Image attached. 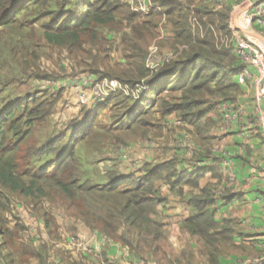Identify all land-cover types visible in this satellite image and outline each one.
<instances>
[{
	"label": "rangeland",
	"instance_id": "1",
	"mask_svg": "<svg viewBox=\"0 0 264 264\" xmlns=\"http://www.w3.org/2000/svg\"><path fill=\"white\" fill-rule=\"evenodd\" d=\"M107 1V9L115 10L112 25H92L80 37L79 45L71 48L52 46L45 41L43 28L51 18L43 17L39 10L44 12L49 10L47 8L38 10L34 7L23 11L13 24L7 23L10 22L9 19H6V23L0 20V112L16 100L27 97H36L52 106L50 116L45 122L34 124L30 144L23 147L17 155L20 158L21 171L25 168L37 171L50 159L53 160V155L48 158H35L32 155L33 150L61 135L65 137H59V148H63L73 131L79 132V137L83 131L87 135L76 148V166L68 169L69 172L77 174L79 184L88 182L92 185H104L111 177L129 174L140 177L144 161H132L134 155L139 153L145 157L153 148L157 149L153 155L176 161L181 157L183 160H189V156L171 152L184 150L183 148L192 141L184 127L188 125L182 121L183 113L171 111L182 103V91L163 94L166 105L162 112H168L167 114L159 111V104L158 107H149L150 97L145 96L158 71L166 64L190 58L183 57L188 51L169 54L168 42H162L160 47L163 52L154 60L157 65H147L148 56L145 55V59L143 57L142 41L144 30L150 29L146 27L143 12L147 6H152V3L148 4V0H100V3ZM77 3L78 0H73L65 11L70 12ZM50 7L59 10L54 3H51ZM60 7L63 9L64 4ZM153 9L157 10L156 7ZM75 12H71L73 17L77 15H74ZM156 14L160 16L157 12ZM156 22L159 23L160 19H156ZM191 24H194L193 20ZM159 27L160 24L156 26V35ZM229 37L230 35H227V38ZM221 38L222 34L215 35L216 43H222ZM227 58L230 60L227 61L228 66L237 65L231 54H227ZM103 80L108 83L118 81L121 85H127L128 95L121 91L110 92L102 102L96 101L93 91ZM137 85L143 86L144 90L136 96L133 92L136 91ZM213 96L205 97L204 101L213 103L216 99L226 98L223 93ZM102 105H105V109L100 111L95 120H86ZM138 112L140 115L136 116ZM133 115L138 119L134 124ZM84 120L88 128L82 129L81 123ZM159 136L163 137L164 143L167 144V153L160 151L159 146H152ZM85 199L88 204L92 203V206L112 205L110 198H96L95 201H91L89 197ZM75 217L74 210L69 207L67 200L54 190L46 189L44 196L34 195L27 198L0 187V259L3 260H0V264L5 262L4 257H7L9 262L13 261L12 264H55L56 255L62 258L58 264H71L69 260L74 255L75 258L82 256L84 246L93 250L92 256L99 253L100 248V258L102 256L104 264H108L105 257L109 252L115 257L112 264H128L125 260L127 256L122 250L127 247L113 243L111 238H114V235L109 231L108 234H95L92 230L90 236H93V239L88 241L85 232L88 233L89 230ZM122 231L124 230L120 229L116 234L120 236ZM129 238L134 240V233ZM188 246L186 243V249H179V253L174 245L166 241H160L157 249L151 253H147L148 248L142 249L138 254L127 248L131 252L129 254L135 255L128 262L218 264L214 255L207 250L206 244L194 240L190 248ZM140 247L142 248L141 245ZM218 248L221 254L219 256L223 257L237 254L238 251L245 253L244 249L232 247L231 242L220 244ZM249 260H235L233 264H249Z\"/></svg>",
	"mask_w": 264,
	"mask_h": 264
},
{
	"label": "trees",
	"instance_id": "2",
	"mask_svg": "<svg viewBox=\"0 0 264 264\" xmlns=\"http://www.w3.org/2000/svg\"><path fill=\"white\" fill-rule=\"evenodd\" d=\"M72 1L0 0V20L6 23V19H9L10 22L7 23L13 24L23 11L34 7L38 10L47 8L49 10L44 12L39 10L40 15L51 18L43 28L45 41L52 46H69L70 48L79 45L80 37L92 25L108 26L112 25L115 20L114 8L107 9L109 1L101 4L100 0H78L77 6H74L70 12L65 11ZM157 1L162 8L166 9L168 19L173 26L175 41L172 45L175 43L191 45L189 43L191 31L187 26V15L183 13L181 3L178 0ZM51 3H54L59 10H53L50 7ZM61 4H64L63 9L60 7ZM71 12L77 15L73 17ZM219 18L221 27L218 32L231 35L228 14L225 12ZM205 33V39L192 45L188 53L183 56L184 58L190 56V58L166 64L158 71L155 80L150 82L145 94L146 97H150L149 107L159 104L161 106L160 108L157 106L159 111L167 114L168 112H162L166 105L163 94L182 91V103L172 108L171 111L183 113L182 121L192 126L200 138L212 125V121L207 120L206 115L215 106V103L204 101L205 97L209 95L214 97L215 94L223 93L227 99L228 92L237 90L232 82L233 77L242 73L232 47L227 49L219 47L213 33L210 30H206ZM152 37L151 30L145 29L142 41L143 57L145 48ZM227 54L233 56L239 67L237 65L228 66L227 61L230 60ZM51 107L50 103L36 97H27L16 100L0 112V187L27 198L34 195L44 196L46 189L54 190L67 200L78 220L90 230L101 234H108L109 231L111 235H114V238H111L112 242L127 247L135 254L146 248H148L147 253L157 249L162 239L161 227L151 219V216L155 214L156 206L162 204L164 199L154 188L155 183L163 181L170 186V190H176L180 194L183 187H198L204 175L213 170L201 169L191 173L178 171L176 160L171 159L159 164H145L140 177L129 174L111 177L104 185H92L88 182L79 184L77 174L69 172L68 169L76 166V148L87 135L83 131L79 137V132L73 131L63 148H59V140L65 137L61 135L60 139L55 137L33 150L32 155L35 158H48L53 155V160L50 159L37 171L28 168L21 171L20 158L17 155L23 147L30 144L34 124L43 123L50 116ZM102 109H105V105L97 107L86 120H95ZM138 115H140L139 112L136 116ZM86 120L81 123L82 129L88 128ZM137 120V117L133 115V124ZM85 197L91 198V201H95L96 198H110L112 205L111 207L92 206V203L86 202ZM222 199L227 202L231 197L223 196ZM187 202L194 211L193 216L187 222L188 231L192 235L203 238L207 250L217 259L221 255L218 245L222 244L217 238L224 240L226 237L225 232H217L219 227L211 212L214 201L210 186H205L200 196L190 197ZM120 229L124 231L119 236L116 233ZM133 233L134 240L129 238ZM4 260L3 264L13 263V261L9 262L7 257H4Z\"/></svg>",
	"mask_w": 264,
	"mask_h": 264
},
{
	"label": "crops",
	"instance_id": "3",
	"mask_svg": "<svg viewBox=\"0 0 264 264\" xmlns=\"http://www.w3.org/2000/svg\"><path fill=\"white\" fill-rule=\"evenodd\" d=\"M181 3L183 13L187 15V26L191 31L189 44L172 43L175 41L173 26L168 19L166 9L162 8L157 0L147 1L152 6H147L143 12L146 27L151 30L153 37L145 48L147 65L156 66L154 62L163 52L160 47L162 42L167 41L170 51L169 54H178L189 51L192 45L205 39L206 30H210L213 35H224L220 31V15L228 14V26L231 20L237 17L242 9L243 0H178ZM156 7L157 10H154ZM156 12L159 15L156 14ZM156 19H160L157 23ZM193 20L194 24H191ZM160 24L158 30L156 26ZM244 32V30H242ZM241 32V33H243ZM244 34V33H243ZM247 36L257 37L264 40V30L259 32H248ZM246 35V34H244ZM219 47H227L218 43ZM148 67V66H147ZM237 90L230 91L227 99H216L214 109L206 115V119L212 121L210 128H207L203 137L195 134L192 126H184L192 141L184 150L171 151L179 155L189 156V160L178 158L176 168L178 171L194 172L196 170L208 169L203 179L199 181L198 187H183L182 193L176 190H170V186L163 181H157L154 188L164 199L162 204L155 208V214L151 216L161 227L162 239L171 245H174L176 252L179 249L184 250L186 243L192 245L194 240H199L203 245L206 244L203 238L198 235H192L187 229L188 219L194 214L193 209L187 200L190 197L200 196L205 186H210L211 196L214 201L211 212L215 223L218 224V233H224V240L219 241L222 244L232 243L236 249H244L233 253L227 257L218 256V264H233V261L248 259H258L256 264H264V97L257 96L254 88L245 82L242 75H237L232 79ZM228 104L234 107L238 113V119L235 124L224 125V118L221 111L222 105ZM180 125V124H179ZM187 125V124H186ZM186 138V136L183 135ZM205 139H202L204 138ZM153 147H160V151H165L167 144L163 137L155 140ZM163 147V148H162ZM189 149L188 151L185 149ZM156 148L151 150L147 156L135 154L132 161H144V164H159L169 161L172 158H162L153 155ZM142 155L141 158H138ZM228 165L231 169V175L223 173V168ZM134 173V172H132ZM136 175V174H135ZM231 197L225 202L222 197ZM89 232L86 233L88 241L93 239ZM223 230V231H222ZM93 232L97 234V231ZM165 236V237H164ZM164 238L166 240H164ZM114 243V242H113ZM117 244V243H115ZM119 245V244H118ZM180 246V247H179ZM188 246V247H189ZM190 248V247H189ZM74 249V247H73ZM95 253L93 250L82 248V256L75 255L69 260L71 264H104L101 250ZM127 249V248H126ZM122 249L127 256L126 263L135 255L128 249ZM192 250L194 248H191ZM103 251V250H102ZM127 251V252H126ZM59 254V253H58ZM105 259L108 264H112L115 257L109 252ZM118 257V256H117ZM62 258L56 255L55 264L61 262ZM242 264V262H238Z\"/></svg>",
	"mask_w": 264,
	"mask_h": 264
},
{
	"label": "built area",
	"instance_id": "4",
	"mask_svg": "<svg viewBox=\"0 0 264 264\" xmlns=\"http://www.w3.org/2000/svg\"><path fill=\"white\" fill-rule=\"evenodd\" d=\"M231 35L222 36V43L227 48L232 47L241 68L242 77L255 90L258 97H264V40L259 36H247L248 32H259L264 30V0H244L242 9L238 12L237 17L231 20L229 24ZM244 30V32L242 31ZM243 32V33H241ZM228 40V42H227ZM144 90L143 86H136L137 94ZM122 92L128 95L129 88L127 85H121L118 81L103 80L93 91L94 99L102 102L110 92ZM134 95V96H135ZM135 96V97H136ZM140 96V95H139ZM139 98V97H138ZM224 125L235 124L238 119V111L231 105L223 104L221 108ZM223 173L231 175V169L226 165ZM258 259L252 258L249 264L258 263Z\"/></svg>",
	"mask_w": 264,
	"mask_h": 264
}]
</instances>
